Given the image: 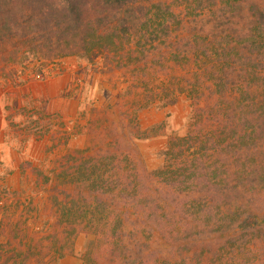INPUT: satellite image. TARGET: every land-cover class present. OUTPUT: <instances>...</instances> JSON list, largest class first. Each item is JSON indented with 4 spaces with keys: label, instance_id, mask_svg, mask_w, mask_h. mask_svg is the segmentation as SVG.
Instances as JSON below:
<instances>
[{
    "label": "trees",
    "instance_id": "1",
    "mask_svg": "<svg viewBox=\"0 0 264 264\" xmlns=\"http://www.w3.org/2000/svg\"><path fill=\"white\" fill-rule=\"evenodd\" d=\"M25 54L124 70L113 106L126 126L130 106L137 119L155 103L190 102L187 133L169 140L157 170L102 139L59 159L64 233H102L130 261L151 223L180 234L177 217L192 215L208 228L199 238L233 230L237 254L255 256L245 264H264V0H0V59Z\"/></svg>",
    "mask_w": 264,
    "mask_h": 264
},
{
    "label": "rangeland",
    "instance_id": "2",
    "mask_svg": "<svg viewBox=\"0 0 264 264\" xmlns=\"http://www.w3.org/2000/svg\"><path fill=\"white\" fill-rule=\"evenodd\" d=\"M4 59H0V264H85L86 253L88 264L254 262L251 251L238 255L235 250L242 235L209 231L199 238L196 229L202 224L192 215L177 217L180 234L151 223L146 235L139 234L144 237L134 250L139 255L130 261L111 250L102 233L95 235L86 228L64 233L68 216L59 214L66 202L62 182L67 180L54 177L62 173L59 159L102 139L128 154L141 170H157L169 140L187 133L190 102L182 95L173 102L155 103L141 110L137 119L130 113L135 106H130L126 126L120 123L122 111L113 106L127 88L124 70L110 73L103 60L86 56L47 63L28 54ZM261 202L256 206L264 209ZM109 218L103 213L96 219ZM151 233L155 242L150 241Z\"/></svg>",
    "mask_w": 264,
    "mask_h": 264
}]
</instances>
